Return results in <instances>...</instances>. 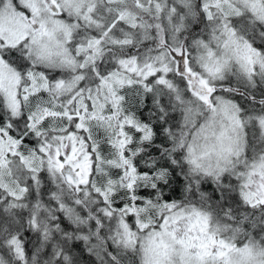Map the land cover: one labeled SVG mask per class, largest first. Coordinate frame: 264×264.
<instances>
[{
	"label": "snow or ice",
	"instance_id": "snow-or-ice-1",
	"mask_svg": "<svg viewBox=\"0 0 264 264\" xmlns=\"http://www.w3.org/2000/svg\"><path fill=\"white\" fill-rule=\"evenodd\" d=\"M264 264V0H0V264Z\"/></svg>",
	"mask_w": 264,
	"mask_h": 264
},
{
	"label": "clouds",
	"instance_id": "clouds-1",
	"mask_svg": "<svg viewBox=\"0 0 264 264\" xmlns=\"http://www.w3.org/2000/svg\"><path fill=\"white\" fill-rule=\"evenodd\" d=\"M130 261H131V257L124 256L122 259V264H130ZM136 264H138V261L136 262Z\"/></svg>",
	"mask_w": 264,
	"mask_h": 264
}]
</instances>
